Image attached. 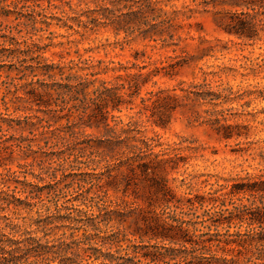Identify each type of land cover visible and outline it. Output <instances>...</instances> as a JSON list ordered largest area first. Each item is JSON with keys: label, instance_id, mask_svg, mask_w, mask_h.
<instances>
[{"label": "rangeland", "instance_id": "rangeland-1", "mask_svg": "<svg viewBox=\"0 0 264 264\" xmlns=\"http://www.w3.org/2000/svg\"><path fill=\"white\" fill-rule=\"evenodd\" d=\"M245 21L251 38L225 29ZM103 87L123 102L94 115ZM259 179L264 0H0V264L12 240L34 244L16 264H63L96 226L123 254L175 213L258 262L241 184Z\"/></svg>", "mask_w": 264, "mask_h": 264}, {"label": "trees", "instance_id": "trees-1", "mask_svg": "<svg viewBox=\"0 0 264 264\" xmlns=\"http://www.w3.org/2000/svg\"><path fill=\"white\" fill-rule=\"evenodd\" d=\"M225 29H228L227 31L239 37L251 38L254 35L252 26L246 21L238 22L234 26ZM78 78L80 82L77 84L80 85H91L94 82V80L90 81L87 77ZM116 78L122 79L125 77L117 76ZM132 80L134 79L129 80V89L138 86L137 83L130 82ZM118 89L119 88L103 87L100 91H95V96L92 98L94 115L99 114V116H104L108 113L106 109H108L110 105L113 109L118 108L119 105H121L123 100L122 95L117 92ZM197 96L201 98L202 95L197 94ZM162 100L164 99L159 96L154 98V107L158 108L159 103ZM162 122L163 120H161V123ZM145 156L146 155L144 154L136 155V158L139 159L138 161L142 162L140 163V166H142L143 174L148 180L151 179L153 181L152 185L155 184L158 190L166 192L167 188L165 186V181L160 180L157 177L148 178V171L152 166L150 163L142 161ZM241 185V189L244 190L243 192L248 193L250 199H252L250 200L251 208H255L256 215L250 217L249 222L250 225L256 224L260 228L258 233H260L261 236H258V242H260V246H263L262 250L259 252V256L256 258L259 261L255 262L252 258H249L246 260L245 264L251 262H254L255 264H264V179L246 182ZM159 186H161L160 189ZM246 206L247 205H244V208H248ZM167 217L171 219V222L166 220H155V224L150 227V230L145 231L146 235H150V238L152 239L160 240V243L132 244L131 246L124 248L125 253L123 254L119 253V251H105L103 250L104 246H109V248H111L116 245L120 248L119 243L123 239L119 238V231L113 232L112 234L101 235L100 228L96 226L93 228L94 232H88L84 239L77 241L79 250L83 251L84 254L81 255L80 253H76L75 258H66L65 260H61L60 263L81 264L82 259L86 256L90 258L94 257V260L96 261L100 260L99 264H241V261H243L238 257L234 259V257L228 258L217 254L220 250H222L224 254H228L231 250H227L223 246L221 247V243L224 242L225 245H229L230 243H233V241L221 240L216 234L208 235V233H202L196 235L191 233L187 227L188 222L186 220H181L176 213L169 214ZM251 237L252 240H257L254 235ZM92 242L96 245H92ZM22 243L24 246L20 245ZM25 243L26 241L15 242L12 240L9 243V249L2 247L4 249L3 253L11 256L7 262H13L16 264L21 253H24V255L30 253V246L32 247L33 245L34 247V244L31 243L30 246H28ZM241 252L242 251H239V253ZM78 259L81 260L78 262Z\"/></svg>", "mask_w": 264, "mask_h": 264}]
</instances>
